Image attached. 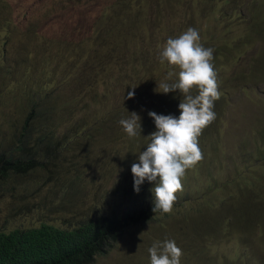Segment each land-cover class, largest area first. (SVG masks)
Returning <instances> with one entry per match:
<instances>
[{
    "label": "trees",
    "instance_id": "trees-1",
    "mask_svg": "<svg viewBox=\"0 0 264 264\" xmlns=\"http://www.w3.org/2000/svg\"><path fill=\"white\" fill-rule=\"evenodd\" d=\"M51 1H44V8ZM19 7V2L0 0V81L14 87L8 103L11 112L4 113L0 120V192L6 191L12 181H21L25 190L35 184L27 192H13L12 196L23 202L31 197L27 194L39 193L37 177L40 181H57V189L63 186L61 180L72 179L74 191H68L69 196L62 194L58 204L71 212L79 204L76 198L85 194L88 172L98 157H102V169L97 176L89 177L91 186L96 185L97 178L101 182L95 191H104L105 183L114 188L113 184L126 180V191L132 195L131 166L139 162V153L150 142L148 136L156 131L153 119L146 114L147 106L151 105V111L158 109L157 114L179 117L178 105L183 97L178 91L162 109L164 104L156 91L170 71L167 62L161 63L159 58L168 38L178 37L189 27L197 29L203 46L214 50L212 63L219 75L247 44L264 41V12L252 13L246 0H61L45 15L31 11L22 29L14 21ZM75 7L80 8V16L76 13L77 19L70 23L66 13ZM233 23L238 27V37L223 40L221 35H228ZM219 26L216 41L210 32ZM257 55L261 57L253 69L263 73L257 82L264 83V45L259 46ZM253 77L251 71L246 75L235 72L231 79L217 78V83L222 84L224 93L230 82L242 90L255 83ZM129 91L134 92L131 99L126 98ZM167 95L164 99H168ZM224 102L222 97L215 101L213 111L217 116L224 114ZM131 112L141 118V136L135 138H129L119 123ZM219 136L218 129L198 138L209 160H217L214 152L219 151ZM68 153H72L69 168L64 166ZM251 160L264 166L263 131L256 132L255 149L243 163L248 165ZM32 171L35 175L29 176ZM260 177L261 181L242 190L243 212L222 202L217 204L218 222L202 218V222L218 225L216 233L200 231L202 223L197 222L198 236L188 246H184L188 235H177L174 228L161 241L176 242L183 251L181 264H250L247 247L255 251L253 263L264 264V249L260 250L264 235V174ZM229 187L224 185L223 191L228 193ZM182 192L176 194L178 203L183 202L179 201L184 198ZM82 197L80 201L84 203ZM191 205L200 206L197 216L209 212L205 202L197 205L193 201ZM92 206L106 210L103 204ZM142 206H119L118 214L114 207L107 206L109 215L97 213L99 207H94V216L81 223L64 221L63 227L42 223L38 227L1 229L0 264H92L98 255L109 253L127 228L156 220L152 209L146 211ZM146 206H154V196ZM222 222L240 234H220L225 226ZM217 233L230 245L231 254L225 260L223 255H215ZM170 234L175 236L169 238ZM207 242L213 245L214 256H210L212 248Z\"/></svg>",
    "mask_w": 264,
    "mask_h": 264
},
{
    "label": "rangeland",
    "instance_id": "rangeland-1",
    "mask_svg": "<svg viewBox=\"0 0 264 264\" xmlns=\"http://www.w3.org/2000/svg\"><path fill=\"white\" fill-rule=\"evenodd\" d=\"M60 1L61 0H52L49 4L55 9V7H58ZM32 2L33 0H25L24 5L29 6ZM246 3H249L252 13L264 12V3L262 0H246ZM21 4L23 5L22 2ZM96 9L100 11L101 7ZM37 10L38 9H36V11ZM78 10H80L78 7H75L74 11L73 9H69L66 13V19L68 22L73 23L77 19V14L80 16V14L77 13ZM38 13L45 15L43 9L38 11ZM83 13H85V11ZM53 22L56 21L54 20ZM237 28L238 27L235 23L231 24L230 29L228 30V35H221L223 40L229 37L236 39L238 37ZM256 48L255 45H247L242 52V56L233 59L232 65H228L222 74L224 79H228L234 74V72H236L237 75L240 73L246 75L251 71V73L254 74L255 83L252 85L245 84L247 86L244 85V90L236 89L235 84H232L231 82L229 84L232 85L228 84L225 87L224 92L230 94V96L225 97V100H228L226 105L228 108L224 113V115H226V121L224 120L220 124V128L223 126L222 130H226L224 135V148L221 152H214V156L217 158V170L208 164V158L205 156V158H203L194 169H189V172L186 171L185 176L182 178L184 189L182 197L184 198L179 201L183 202L178 204L177 201L174 203L173 211L170 214H161L157 211V214H155L154 217L156 220L149 224H139L127 228L123 237L114 244L113 249L110 250L108 254L97 257L93 264H150L148 249L155 241H161V239L164 238L173 228L176 230L175 232L177 235H188L187 243L184 244V246H188L190 242H194L195 237L198 236L197 227L195 225L197 222L202 223L200 231L216 233L218 225H212L207 221L202 222L201 220H203L202 218H204L205 215L200 214V216H197L196 212L200 209V206H192L191 202L195 201L198 205L199 201L206 202L210 199L212 203L213 198L208 195V192H214L216 191V188L219 190L217 191L219 195L214 199L216 202L226 196H230L229 198L232 196L237 198L240 191L244 190V186H249L251 183L254 184L256 180L261 181L260 175L264 174V166L262 163H257L255 160H251V162L247 163L248 165L243 163V160L248 153L253 152L255 149L254 134L264 130V85L257 82V77L262 80V74L256 73V70L253 69V64H255L253 55ZM251 56H253L252 59H250ZM148 107L149 106H147L146 109ZM221 108H225V105L222 104ZM222 111L224 110L222 109ZM237 152L238 154H236ZM236 156H239V158L235 159ZM233 158L234 160L232 161ZM96 171H99V168H97ZM96 174V172L91 173L89 177H93ZM207 181L211 182V185H208L209 187H200L201 184H204ZM42 182L43 181H41V183ZM68 183L70 182H67V184ZM100 183V180L97 178L96 186ZM128 184L129 182H126V180H119L113 184L115 187L112 188V184L105 183V189L112 191L113 194H108L111 195L110 198L106 196L109 200H107L104 205L107 206V204L111 202L116 211L120 210L122 206L124 208V206L129 204L131 206H139V204H143L146 209L147 207H154L146 206V203L149 204L151 200L153 201V193L151 189L155 187V181L150 183L145 180L140 191L137 193L133 190L132 195L126 191L129 188ZM225 184L230 185L228 193L223 191V186ZM113 189L119 191L114 192ZM48 190L49 187L47 186L36 195H34L37 193L35 192L33 194L34 196L32 195L33 197L31 196L32 198L30 197L28 199V204L16 202V200L12 199L9 195L0 199V230L5 229L10 231L15 228H30L47 221H49L48 223L50 224L60 227H63L62 223L64 221L81 223V221H85L87 217L92 214L94 215V207H99L92 206V204H96L98 201L91 202L90 200H87V203L86 201L82 203L80 201V196H78L76 200L79 204L71 212L60 206H55L58 200H54L51 196L48 200H45V196L48 195ZM72 190L73 186L67 185L66 191ZM85 190L92 194V200L95 199L94 196L99 197L101 194H106V191L104 194L95 191L90 185L89 178L86 181ZM241 197L242 192L240 193L239 199H241ZM43 201L48 203L49 206L45 207V205L41 204ZM103 201L104 199L102 198V202ZM111 203L110 205H112ZM216 204H218V202ZM53 207L61 209V212ZM207 208L214 209V206H207ZM204 214H206V212H204ZM175 221L178 222L177 225H172V222ZM191 224L193 226H191ZM222 224L225 226L220 229V234L229 236L231 231L239 233L238 230H231L230 227H227L225 222H222ZM184 226H186L188 233L184 231ZM259 234L260 236L262 235L260 231ZM173 236H175V234H170L169 238H172ZM215 240L217 242L216 252L220 256L223 255L225 260V258L231 254L229 253L230 245L225 244L221 240L219 233H217ZM207 243L210 248L214 249L213 245H209V242ZM263 249L264 235L261 236L260 246V250ZM257 253L258 252H256V254ZM247 255L251 260L250 264H254L253 261L256 262L253 258L255 256V251L247 247Z\"/></svg>",
    "mask_w": 264,
    "mask_h": 264
},
{
    "label": "clouds",
    "instance_id": "clouds-1",
    "mask_svg": "<svg viewBox=\"0 0 264 264\" xmlns=\"http://www.w3.org/2000/svg\"><path fill=\"white\" fill-rule=\"evenodd\" d=\"M8 1L10 4H17L18 2L20 3L19 10L17 11L14 19L15 23L19 25L17 27L19 29L23 28L25 24V19L27 18L28 14L31 13V11L32 12L35 11L36 13H38V11L43 9L45 12L46 10L52 7L49 4L47 8H44L43 2L46 0L44 1L33 0L32 4H30L29 6L24 5L25 0H8ZM21 2L23 3V5L21 4ZM36 9L38 10L36 11ZM221 26H219L215 32H210L213 34L216 41L218 40L216 38V34ZM1 39L3 42L4 37H1ZM247 45H253V46L255 45V47H257L254 50V55H253L254 62L256 64V62L260 60L261 56L259 55L255 56V54L259 46L264 45V41L260 40V43L258 44L249 43ZM6 46H10V44H7ZM213 52L214 50L212 48L203 46V44L201 43V37L198 30L189 27L185 32L180 34L178 37L168 38L166 44L163 46L162 51L159 53L160 62L164 63L166 61L170 69L165 81H162L157 86L159 90H157L156 88V91L159 92L162 102L164 104L160 109H162L169 102L173 92L178 91V93L183 97V99L180 100V103L178 105L180 111V115L178 118L172 115L157 114L155 112H157L158 109L156 111H151V105L150 108L146 109V114H148V116L152 118L155 123L156 131H154L148 136L150 142L147 144L146 150L139 153L138 155L139 162L133 163L131 166V173L133 176V189L135 192L138 193L140 191V186L144 183L145 180H147L150 183L154 181L156 182L155 187L151 189L154 196V207L153 208L150 207V209H152L154 216L155 214H157V211H159L161 214H170L173 211V205L174 203H176L177 200L176 194L178 192L183 191L182 178L185 176L186 171L189 169H194L203 160L204 150L202 151L200 149L198 142V138L200 136L205 134V132L215 133V131L219 129L220 136L216 141L219 143L216 144V146L219 147L220 152L224 148V135L226 130L225 129L222 130L223 126L220 128V124L222 121L224 120L226 121V115L221 114L220 116H217V114L213 111V109H214L215 101H217L220 97L222 98L228 97L230 96V94L226 92L222 93V84L218 85L217 83V78L222 80L223 75H219V73H216L215 71L214 64L212 63L214 59ZM225 56L226 55L224 54V57ZM241 56L242 53L238 54L235 57V59L240 58ZM253 56H251V59L253 58ZM224 57L221 60H224ZM229 65H232V62ZM227 66H228L227 64L223 66V70L221 72L222 74L224 73ZM257 73H260L263 76V73L261 72H257ZM251 75L253 76L254 74L251 73ZM228 79H231V77ZM228 79H224V80H228ZM261 84L264 85V83ZM13 88H14L13 84L4 83L3 80L0 81V120L4 113L11 112L10 107L8 108V106H10L8 105V103L11 98V93ZM168 93H169V95H167L168 99L166 98L164 99V94H168ZM133 97H134V92L129 91L126 98L131 99ZM151 99L153 101V97H151ZM140 100L142 101V97L140 98ZM225 102L227 103L228 100H225ZM227 108L228 107H226V109L223 108V110L225 109L226 111ZM119 123L129 138H135L141 136V131H142L141 118L136 112L129 113V117L126 119H121ZM5 127H7V125ZM255 137H256V133L254 134V140ZM236 154H238V152ZM65 157L66 160L64 162V166H67L69 168L70 164L68 163L72 158V153L65 154ZM89 158L91 159V156ZM238 158L239 156L235 157V159ZM233 160L234 158L232 159V161ZM93 163L94 166L92 170L88 172V176H87L88 178L91 173L94 172L99 173L101 171L103 164L102 157H98L96 161ZM208 164L213 166L214 169L217 168L216 160L215 161L209 160ZM97 168H99V171H96ZM34 171L36 174H38L37 170ZM28 175L34 176L35 174L32 171ZM95 176H97V174ZM38 179L39 178L37 177V180ZM37 180H36L37 190H39V193L43 188L47 186L49 187L48 195L45 196V200H48L50 196L54 200H58L55 206H58V204H60L62 194L65 193L67 196H69L67 194L68 191H66L67 185L73 186L72 191H74L75 188L72 179H70V181L61 180L60 182H62L63 185L61 189H57V181L47 182L45 179L44 180L42 179L41 181L43 182L41 183L40 180L38 181ZM210 181L201 184L200 187L208 186L211 183ZM67 182L70 183L67 184ZM43 183L45 184L44 186H42ZM20 184H22V182L19 180H17L15 183L14 181H12L9 184V186L6 188V191H4L3 193L0 192V199L9 195L12 199L16 200V202H21L18 201L17 198L12 196L13 192L14 191L19 192L22 190L27 192L31 190L35 185L33 184L32 186H29L30 189L25 190L24 188L26 187V185L22 188L23 184L21 185V187ZM251 184L253 185V183ZM97 186L94 185L92 186V188L95 190ZM249 186L247 185L244 186V190L247 189ZM105 191H106L105 195L102 196L101 194L99 197L94 196L95 199L93 200L91 199L92 194L86 192V190H85V194H80V196L81 197L84 196V198L83 197L82 198L85 199L86 201L87 200H90L91 202L98 201V203L96 204L104 205L105 202L109 200L106 198V196H108L109 198L111 197V195H108L111 192L107 189L102 191V193L104 194ZM241 192L242 191H240V193ZM34 193L35 192L29 193L26 196H32ZM240 193L238 194V197L236 196L237 198H234V196H232L231 198H229L230 196H226L217 202L218 203L226 202L230 206H234L236 211L243 212L244 210L241 207L242 197L241 199H239ZM36 194L38 193H35L34 195ZM208 195H210L211 198H213L212 199L213 201L211 203V200L209 199L205 203H207L208 206H214V209H209V212H206V214H204L203 211L202 212L205 215L204 216L205 218L213 219L212 222L214 223L216 222L215 220H217L215 215L217 214L216 209L218 207L216 204L217 202L214 199H216L219 193L217 191L210 193L208 192ZM102 198L104 199L103 202H102ZM21 203L28 204L29 202L28 200H26ZM110 203L107 204V206L113 207V204L111 203L112 205H110ZM41 204L45 205V207L49 206V204L44 201ZM107 206H104V208L106 209L104 211H101L102 210L101 207L103 206L101 207L99 206V209H96L97 213L104 212V213H108V215L111 214L109 213V207L107 209ZM53 208L58 209V211L61 212V209L57 207H53ZM144 208L146 209V207ZM147 209H149V207H147ZM115 213L118 214V211H116ZM91 216L94 215L92 214ZM48 222L49 221L42 223L50 224ZM41 224H39L38 226H40ZM15 229H24V228H15ZM123 235L121 236V238L123 237ZM115 243H113L112 249ZM148 252L150 255V264H181V257L183 256L182 249L177 246L174 240L171 239L165 240L163 242L155 241L152 244V246L148 249ZM213 252L214 249L212 248L210 256H214ZM217 254L218 253L216 252L215 255ZM99 256H103V255H98L97 257ZM97 257L95 258V261Z\"/></svg>",
    "mask_w": 264,
    "mask_h": 264
}]
</instances>
